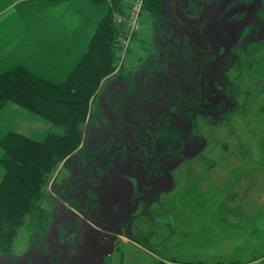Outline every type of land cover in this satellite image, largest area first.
<instances>
[{
    "label": "rangeland",
    "instance_id": "rangeland-1",
    "mask_svg": "<svg viewBox=\"0 0 264 264\" xmlns=\"http://www.w3.org/2000/svg\"><path fill=\"white\" fill-rule=\"evenodd\" d=\"M123 1V12L112 15L118 30L116 16L126 12L135 0ZM144 2L139 31L125 49L117 44L120 36L115 40V69L109 75L98 74V85L90 89L82 133L73 153L83 149L91 137L104 138L109 128L106 116L112 109L118 126L132 133L143 115L155 120L165 107L175 110L180 104L196 102L197 88L193 94L190 84L179 86L182 76L177 62L171 61L176 72L165 64H147L146 40L151 34L147 26L153 14L144 8ZM235 2L225 23L217 18L215 7L204 10L203 21L192 26L203 28V34L221 48V60L210 68L206 91L207 97L221 93L229 99L226 112L167 119V127L157 139L161 147L155 157L167 152L173 155L161 167L152 168L153 190H136V167L130 160L127 166L131 168L124 173L119 168L115 171L112 164L117 165L118 159L114 154L97 159L114 167L104 178L102 190L93 192L105 203L99 213L109 225L104 226L112 231L100 228L89 217L82 235L84 243L65 254L70 264H264V0ZM171 81L172 86L168 84ZM130 96L137 106L123 109L124 100ZM56 130L62 132V128ZM135 136L143 140L138 134L123 135ZM64 160L47 187L52 195L55 182L64 185L69 180L80 188L86 184L70 179L71 172L62 165ZM84 210L83 204L72 207L57 197L52 220L43 223L41 234L28 241L27 228L23 227L24 233L9 250H0V264H42V256L50 253L49 246H73ZM91 229L109 239L95 236L98 241H89L85 237ZM49 236L54 240L48 241Z\"/></svg>",
    "mask_w": 264,
    "mask_h": 264
},
{
    "label": "trees",
    "instance_id": "trees-1",
    "mask_svg": "<svg viewBox=\"0 0 264 264\" xmlns=\"http://www.w3.org/2000/svg\"><path fill=\"white\" fill-rule=\"evenodd\" d=\"M95 1L100 2L103 0ZM144 1V8L151 11V14H154L159 8L160 0ZM125 3L123 0H110V6L99 23L95 35L89 44L86 56L66 81L60 84H53L31 74L25 69H17L0 75V106L6 101H13L45 118L52 125L51 132L41 142L33 141L13 132L5 134L0 140V145L3 148L1 164L5 170V174L0 180V250H9L14 240L24 233L23 227L27 228L25 229V232L29 235H27V240H35L41 234L43 223L47 222L49 218L52 220L51 215H54L52 210L57 205V197L62 198L65 203L72 207H78V205L83 204V208H86L87 204L82 192V186L80 188L77 184H71L69 180L68 184L64 185L55 182L52 183L54 195L47 191V187L65 157L66 159L62 165L71 172L70 175L72 176H70V179L73 177L77 181L93 184L92 181H94L95 177L90 170L82 167L80 158L100 152L103 147V137L99 135L91 137L89 140L87 139L83 149H79L77 153L73 152L78 144L75 141L80 139L82 133L90 89H95L98 85V74L105 73V75H109L117 65L115 63L117 58L113 44H115L114 42L121 35V32L114 25L112 15L114 12H123ZM191 105L199 104L197 102L188 104V106ZM188 106L180 104L177 109L172 111L178 113ZM192 113V111H186L181 116ZM106 121L108 129H110L107 116ZM56 128H62V132L59 133ZM103 134L105 135V132ZM160 134L161 132L157 133L155 139L157 152L161 147V145L157 144ZM181 144L183 145V141ZM182 152H184L183 149L181 150ZM107 153L114 154L116 158L121 155L119 150L109 144L103 153L97 156L94 155L91 159L95 163L97 173L104 177L103 171L105 178L112 173L114 167L115 171H118L115 163L112 164L114 166L112 167L109 164L96 161ZM155 154V150L148 146L136 152L134 159L127 153L124 154V158L128 160L129 157L132 166L136 165L135 167L139 171L153 178L152 168L161 167L162 162L172 158L171 155H173L168 152L164 153L160 156L163 158L162 162L158 161V163L153 164L146 157L147 155L154 156L152 158L156 162L159 158L155 157ZM77 156H79L78 161L76 160L71 165V162ZM129 168L131 167L128 166ZM101 188L102 186L96 190L89 189L87 194L90 200L89 203H91L90 211L98 217L96 224H100V228H103L107 224L106 218L104 217L103 219L99 211L102 208L101 213L103 212L105 203L103 199H100L101 201L96 199V194H93L97 190L101 191ZM69 191H72V194L69 195ZM97 207L99 208L98 211L96 210ZM55 224L56 222H53V225ZM79 227L76 228V231ZM106 227H109V225L107 224ZM106 227L104 229L107 232L112 231ZM82 235L83 233L80 236V242L84 239ZM87 235L88 237L85 238L91 242L93 240L94 243L99 240L94 238L95 236H102V234L100 235L99 232L93 229L89 230ZM51 236H49L48 241H51ZM102 237L109 239L106 235Z\"/></svg>",
    "mask_w": 264,
    "mask_h": 264
},
{
    "label": "flooded vegetation",
    "instance_id": "flooded-vegetation-1",
    "mask_svg": "<svg viewBox=\"0 0 264 264\" xmlns=\"http://www.w3.org/2000/svg\"><path fill=\"white\" fill-rule=\"evenodd\" d=\"M235 0H164L162 5V0L159 2V8L156 12L151 16V23L147 26L149 33V38H147L146 43L149 52H147V64L153 67L157 65H167L168 70L172 72H176L177 68L171 65L177 62V66H181V76L182 80L179 83V86L184 87L187 85L192 86V93L194 94L195 89V100L199 105H191L187 108H195L193 113L197 114H205L210 115L207 112L212 111L216 112L219 110L220 105L225 103L224 100H220L218 103L206 106L205 104H211L215 98V96L221 94L217 93L212 97H207L208 92L206 91L208 85V75L210 74V68L214 67L218 62L221 60V48L219 47L217 41L211 38L210 36L203 34V28L195 29L192 28L193 24L196 22L203 21L204 19V10H210L217 7L219 13L217 18L225 23L231 16L229 15L230 9L235 6ZM155 56V57H153ZM214 62V63H213ZM179 63V64H178ZM171 65V66H168ZM210 64L206 70L204 71V101L202 102L201 99V73L203 68ZM142 66L145 68L147 67L142 63ZM175 70V71H173ZM176 74H172L171 76H175ZM177 81V80H176ZM159 82H164L159 81ZM171 86L173 85L172 81L168 82ZM177 85V84H176ZM132 98L124 100L123 109L127 105H132L134 108L137 106V101L133 96ZM225 107V106H224ZM221 108L222 109H224ZM135 109V108H134ZM182 109V110H184ZM137 112L139 113V109ZM180 110L179 112H181ZM201 110V111H200ZM220 111V110H219ZM178 112V113H179ZM186 112V111H185ZM177 114L172 110H167V107L163 110V112L156 118L155 120H151V115H143L140 120L136 121L137 127L134 132H124L116 123L115 116L113 113L108 112L107 118L110 124V129H108L105 133L103 138V148H106L109 144H111L114 148L121 152L120 157H118L117 167L119 168V172L127 173L128 171V160L124 158V154L127 153L133 159L135 158V153L139 152L141 148H147L148 146L153 148L155 152H157V148L155 149V139L157 133H162L167 127V119L169 117H179L174 116L171 114ZM183 114V113H182ZM181 114V115H182ZM180 115V116H181ZM162 119V120H161ZM161 120V121H160ZM137 132V133H135ZM124 134L127 135H141L143 137L142 141H138L135 137L133 138H125L123 137ZM105 137L107 138L105 141ZM137 148L136 150H132V148ZM101 150V151H102ZM100 151V152H101ZM99 153V152H98ZM95 153V154H98ZM89 154L84 158H80V164L86 170H90L91 173L94 175L93 184L88 182L86 183L83 188L82 192L84 198L86 200V208L83 212L80 227L82 226L83 216L86 213L85 224L82 231L79 233L77 237V243H75V235L77 230L73 236V246H62L59 247L57 244L56 246L59 248H52L49 247V254H44L41 258L42 264H55L53 261H56V264H62L61 259L64 264H70L68 260L65 258V254L68 252L76 251L80 248L83 240L80 242V236L84 231L86 226L87 219L89 217L94 218V222L97 223L98 217L95 213H91V203L90 207L88 208V201L89 196L87 191L89 189H99L103 186V180L105 178L104 172L102 177L97 173L95 163L92 162V157L95 155ZM93 155V156H92ZM154 157V156H152ZM150 155H147V160L152 162L153 164L162 162L163 158L159 157V159L154 162L153 158ZM116 159V160H117ZM120 160V161H119ZM131 163V162H130ZM136 166V165H135ZM133 166V167H135ZM133 174L137 177L136 180V188L138 191L143 192L144 190H153L154 184L151 183L152 178L148 177L147 174L139 171L134 168ZM121 180H117V184H121ZM123 187V186H122ZM102 211V208L100 212ZM101 214V213H100ZM97 225V224H96ZM77 244V245H76ZM55 246V245H53ZM76 246V248H75ZM75 248V249H72ZM53 253V254H51ZM56 254V255H55ZM53 259V261H52Z\"/></svg>",
    "mask_w": 264,
    "mask_h": 264
},
{
    "label": "crops",
    "instance_id": "crops-1",
    "mask_svg": "<svg viewBox=\"0 0 264 264\" xmlns=\"http://www.w3.org/2000/svg\"><path fill=\"white\" fill-rule=\"evenodd\" d=\"M109 0H0V75L25 69L53 84L86 56ZM52 125L13 101L0 106V140L9 133L44 141ZM0 180L5 174L1 164Z\"/></svg>",
    "mask_w": 264,
    "mask_h": 264
},
{
    "label": "built area",
    "instance_id": "built-area-1",
    "mask_svg": "<svg viewBox=\"0 0 264 264\" xmlns=\"http://www.w3.org/2000/svg\"><path fill=\"white\" fill-rule=\"evenodd\" d=\"M142 0H135L132 6L123 14H119L115 18V23L123 30L124 35L119 41L124 49L128 46L134 33L140 29V13Z\"/></svg>",
    "mask_w": 264,
    "mask_h": 264
},
{
    "label": "water",
    "instance_id": "water-1",
    "mask_svg": "<svg viewBox=\"0 0 264 264\" xmlns=\"http://www.w3.org/2000/svg\"><path fill=\"white\" fill-rule=\"evenodd\" d=\"M163 2L164 0H162V5H163ZM214 63V62H213ZM210 64H207L204 68H203V71L201 73V81H200V84H201V99H202V102L204 101V97H203V94H204V71L206 70V68L209 66ZM220 100H224L225 101V107L224 109H222L221 111H217V112H212V111H208L207 113L210 114V115H220L222 113H224L227 109V107L229 106V99L227 97H225L224 95H217L215 96L213 102L211 104H205L206 106H209V105H212V104H215V103H218ZM196 109L195 108H187V109H184L182 110L181 112L177 113V114H171V115H174V116H180L182 113H184L185 111H195ZM201 111V110H200ZM162 120V119H161ZM160 120V121H161ZM106 137H105V141H106ZM105 148H103V150L101 152H99L98 154H95L96 156L97 155H100L101 153H103ZM137 148H132V150H136ZM90 207V203L88 201V208ZM85 218H86V213L84 214L83 216V221H82V226L81 228L77 231L76 235H75V243H77V237L79 235V233L82 231L83 227H84V224H85ZM77 245V244H76ZM76 248V246H75ZM75 248H72V249H75ZM61 263L64 264V262L62 261L61 259Z\"/></svg>",
    "mask_w": 264,
    "mask_h": 264
}]
</instances>
